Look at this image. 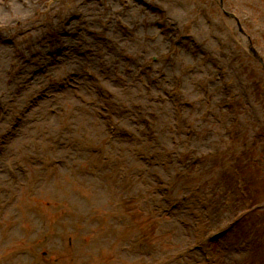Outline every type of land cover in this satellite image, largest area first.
Segmentation results:
<instances>
[{
  "label": "rangeland",
  "instance_id": "obj_1",
  "mask_svg": "<svg viewBox=\"0 0 264 264\" xmlns=\"http://www.w3.org/2000/svg\"><path fill=\"white\" fill-rule=\"evenodd\" d=\"M210 257L264 264V0H0V264Z\"/></svg>",
  "mask_w": 264,
  "mask_h": 264
}]
</instances>
